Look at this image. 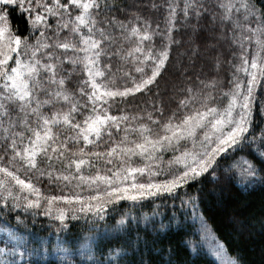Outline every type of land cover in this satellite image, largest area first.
<instances>
[{
    "label": "snow or ice",
    "instance_id": "6c2138e0",
    "mask_svg": "<svg viewBox=\"0 0 264 264\" xmlns=\"http://www.w3.org/2000/svg\"><path fill=\"white\" fill-rule=\"evenodd\" d=\"M168 7L166 28L161 33L167 43L160 49H155L154 44L145 49L143 42L155 32L149 31V21L139 23L143 18L135 3L0 0V161L7 160L0 163V201L5 208L11 201L12 208L38 209L43 199L47 204L44 215L52 216L53 203L63 201L73 206L72 219L78 218V211L103 221L109 204L176 196L181 208L190 210L199 220L201 232L208 236L211 232L200 212L199 190L191 194L187 189L203 184L201 177L222 182L221 195L233 185L249 190L257 183L264 186V129L254 126L257 108L264 115V0H215L211 8L202 0H185L181 11L186 21L190 16L196 18L194 31L208 14L212 29L219 26L217 40H230L240 48V62L233 64L235 72L229 82L231 87L222 92L226 98L223 104L217 103L214 95L215 78L202 79L181 64L177 80L171 85L170 101L175 100L176 107L162 119L168 89L161 91L160 79L167 71L171 45L177 43L173 30L178 6ZM13 11L24 16L28 25L25 31L13 25ZM110 12L128 15L122 19L108 15ZM117 29L121 43L117 54L122 52L121 59L135 63L138 74L126 72L128 79L123 87L116 86L111 64L100 66L101 56L108 54L106 48L117 43ZM125 43L131 46L124 49ZM66 63L72 67L66 68ZM78 72L85 75L74 81L73 74ZM137 94L143 99L134 103ZM120 103L134 105L137 111L112 114L113 104ZM257 131L262 134L259 142ZM245 149L246 159L241 166L236 154ZM168 151L173 155L164 167L163 154ZM134 157L146 163L135 165ZM97 161L113 167H105L102 174ZM56 163L61 164L59 169ZM85 168L97 170L85 175ZM145 173L146 180L137 178V174ZM38 177H47L50 182L76 180V187L87 184L94 187L95 194L42 196ZM181 191L183 196L179 195ZM178 215L161 223L157 230L163 234L178 230ZM55 218L62 227L57 229L56 241L51 245L40 233L21 231L25 222L19 215L13 218L15 226L0 223L4 234L0 264H37L33 257L46 258L50 247L70 252L69 242L59 235L67 227V210L58 207ZM127 223V218L121 216L116 225L106 226V230L126 231ZM75 240L79 255L95 260V264H173L172 257L177 255L170 245L155 251L158 259L145 260L141 250L137 262L128 258L129 249L124 245L109 243L107 260L100 261L94 247L103 243V236L95 242L90 235ZM140 240L137 235L133 254ZM213 241L211 254L221 264H242L239 258L225 259L224 245L215 237ZM192 253L199 256L200 247H193Z\"/></svg>",
    "mask_w": 264,
    "mask_h": 264
},
{
    "label": "trees",
    "instance_id": "16d2710c",
    "mask_svg": "<svg viewBox=\"0 0 264 264\" xmlns=\"http://www.w3.org/2000/svg\"><path fill=\"white\" fill-rule=\"evenodd\" d=\"M109 2H111V0H109ZM126 2L128 4L135 3L138 6L139 14L143 18L139 23L143 25L144 20L149 21L151 24L149 31L155 32L150 40L143 42L142 47L145 49L153 44L155 49H160L163 43H167L161 33H163L166 28V21L169 14L168 6H178L176 7V27L173 30V37L177 43L171 45L167 71L163 73V78L160 79L161 91L164 92L166 88L168 89V92L164 95L165 111L162 119H166L171 109L176 107V101H170L172 95L171 85L177 80V69L181 64L188 66L192 72L200 75L202 79L215 78L217 81V89L214 92L216 101L217 103H224L225 99L222 92L227 91L231 87L229 82L233 79V73L235 72L233 64H237L238 60L233 54L232 48L227 47L226 51L228 55L226 56V62H223L224 60L219 50L221 49L220 40H217L215 36V33H218L220 29L218 25L215 29H212L208 14H205V16L200 19L199 26L194 31L193 26L197 23L196 18L190 16L186 21L181 11L185 0H126ZM153 5H155V7H153ZM108 15H119L123 19L128 14L110 12ZM11 20L13 25L19 27L21 32L25 31L28 27L24 16L18 11L12 12ZM157 25H159L158 29ZM116 32L117 43L112 45L113 51L111 56L107 59L110 60L108 64L112 65V75H114L116 86L123 87L125 81L128 79L125 73L131 72L134 76L137 75V73L134 71L135 63H129L121 59L122 52L117 54L118 49L121 48V43L119 30L117 29ZM135 39L136 38H133L134 41ZM130 46L131 45L127 43L123 44L124 49ZM197 46L199 49L198 52H196ZM194 52H196L195 55H193ZM217 58L219 59V63H217ZM107 59H103L104 63H107ZM193 61L194 64L192 63ZM116 69H121V71H115ZM83 77L84 75L82 72L73 74L74 81ZM260 97L261 93L258 92V103ZM137 98V101L134 103H138L143 99L139 94H137ZM141 107H144V105L141 104ZM110 111L114 115H119L121 111L126 114H131L135 113L137 109L134 105L120 103L113 104ZM245 153L246 151L237 152L236 157L241 154L245 155ZM1 163H7V160L5 159L1 161ZM201 179L204 181L203 184L189 188L187 191L191 194H195L199 190L202 200L200 212L206 218L211 230L222 242L228 254L233 258L242 260V264H264V186L258 183L255 185L254 189L249 190L240 185H233L221 195L220 190L223 187L222 182H214L213 177H207L206 179L202 177ZM39 180L42 187L50 185L47 177H40ZM68 189L69 187L67 186L53 185L48 189L50 191H43L48 195L59 196L65 194ZM181 195H183V193ZM159 201L162 204L166 202L164 199ZM153 205V202L147 201L141 205L139 210L153 212ZM166 205L167 204L163 205L164 209ZM126 207L125 204H121L119 208H117L119 209L117 213L122 212ZM166 214H169L168 211ZM110 220L111 218L109 221ZM167 220L168 218L164 221ZM77 225V222H72L70 228L75 231V226ZM180 225L178 230L168 231L167 234L159 232L157 230L159 225L156 223L146 229L141 227L132 229V226H129L124 233L116 237L104 239L103 243L100 244V251L103 254L104 252L107 253L106 245L109 243L112 246L124 245L129 249L128 258L135 259L138 262L141 258V250L143 251L145 260H156L158 257L154 254L155 251L158 249H167L171 245V247L177 250V255L172 257L173 264H217L205 252L201 251L199 256L192 253L189 240L193 239L195 236L194 226L190 224ZM137 235L141 237V240L139 249L133 254L131 249ZM185 243L188 245L187 248L184 247ZM153 244H155V248H153ZM163 259L165 261L168 259L166 254L163 256ZM37 264L57 263L48 261Z\"/></svg>",
    "mask_w": 264,
    "mask_h": 264
},
{
    "label": "rangeland",
    "instance_id": "374dc122",
    "mask_svg": "<svg viewBox=\"0 0 264 264\" xmlns=\"http://www.w3.org/2000/svg\"><path fill=\"white\" fill-rule=\"evenodd\" d=\"M202 2L211 8L215 0H202ZM220 44H221L220 45L221 49L219 50H220V53L222 54V59L224 60L223 62H226V56L228 55L226 51L227 47L232 48L233 54L235 53L238 63L240 62V57H239L240 48L237 45L232 44V42L227 39L220 40ZM106 51L108 54L102 55L100 58L101 67H103V65L110 63V60H108L107 58L111 56V53L113 51L112 46L106 48ZM251 51L252 50L249 49L250 54H251ZM104 58L107 59V63H104L103 61ZM65 67L70 68L72 66L66 63ZM82 74L85 75L83 72ZM240 75L243 76V73H241ZM224 99H225L224 103H226V98L224 97ZM220 104H223V102H221ZM255 116H256V121L254 125L255 128L264 129V115L261 114V112L259 111V108H257V112L255 113ZM261 135L262 134L259 131L256 132L257 142H259ZM245 151L247 152V149H245ZM172 155L173 153L171 151L165 152L163 154L165 163L162 166L164 167L167 166L166 162L172 157ZM245 159H246V156L241 154L236 157V162L239 165L244 166ZM96 163L99 165V170L101 171L102 174H104L105 167L107 168L113 167V165H110V164L104 165L100 161H97ZM133 163L135 165H142L143 163H146V161H142L140 157H134ZM155 166L156 165H153V167ZM55 167L59 169L61 167V164L56 163ZM96 170H97L96 168H91V169L85 168L84 174L85 175L94 174ZM137 178L140 180H146L147 174L145 173L143 176H140L139 174H137ZM39 179L40 177H38L37 186L40 188L42 196H52V195L46 194L43 190L50 191L48 189H50V187L53 185H63V186L69 187V189L63 195L78 194V195L86 197L88 195L95 194L94 187L90 188L87 184L81 183L79 187H76L78 183V181L76 180H72L71 183L66 182V181L50 182L49 179L47 178L48 183H50V185L47 187H42ZM101 188H103V185H101ZM182 193L183 191H181L179 195H181ZM24 195H27V193H25ZM184 198L187 199V197H184ZM161 199H164V201H166L164 203V204H167L165 207L166 210L163 208L164 204L160 203L159 201ZM147 201L154 203L153 212L139 210L141 205L146 203ZM121 204H125L127 207L124 210H122V212L117 213L119 212V209L117 208H119ZM58 207L65 208L67 210V216H68V219L64 222L67 225V227L63 229L59 233V235L63 236L69 242V247L72 250L68 253H64V252L54 251L50 247L49 253L47 254L46 258H42L39 255L33 257V259H35L37 263L53 261V262H56L57 264H95V260L89 261L86 258L81 257L79 255V252L76 251V249L78 248V244L76 243V240H75L76 237L83 239L85 236L90 235L94 242L100 236H103L104 239L116 237L117 235L122 234L125 231H122V230L107 231L106 226L107 228H111L112 226L116 225V222L120 219L121 216H125L127 218L128 223L125 226L126 229H128L129 226H132V229L135 227H141V228L146 229L154 225V223H156L157 225H160L161 223H167L168 220L164 221L166 218L169 219L170 217H173L174 214L178 213L179 215L177 216V220H176L177 223L184 224V225L190 224L191 226H194L195 236L193 237V239L189 240V246L191 248V251L193 247L199 246L202 252H205L217 264H221V261L211 254V248L214 244L213 237H215L216 240H218L219 242L221 241L216 237V235L211 230L209 225L208 226H209L211 234L208 236H205L200 230L199 220L193 218V216L190 214V210L185 211V209L181 208L180 199L177 198L176 196L169 197L167 195H163L160 197L149 198V199L138 201V202L121 200L119 202L109 204L107 207V215L105 217V220L103 221L97 220L91 213H80L78 211L76 212V216L78 218L72 219L71 217L73 215V206L68 205L63 201H58V202L53 203L52 205L53 215L52 216L44 215V212L47 208V204L43 199H41V207L38 209L37 208H26V207L12 208L11 201H9L8 208H5L3 205V202L0 201V223L7 222L15 226V221L13 218L19 215L25 222V227L21 228V231H25L26 229L27 230L26 234L40 233L42 236L47 237L49 241V245H51L52 243L56 241L57 229L62 227L61 222L55 218L56 209ZM76 207L78 208L79 205H76ZM167 211L169 214H166ZM109 217L111 218L110 221H109L110 219ZM72 222L78 223V225L75 226V229H76L75 231H73L72 228H70ZM48 234H51V235H48ZM3 236L4 234L0 232V241L3 240ZM2 246L3 244L0 243V247ZM224 250H225L224 258L227 259L228 257H231L228 254L225 247H224ZM94 254H95V257L98 258L100 261L107 260V253L104 252L103 254L100 251V246L94 247Z\"/></svg>",
    "mask_w": 264,
    "mask_h": 264
}]
</instances>
